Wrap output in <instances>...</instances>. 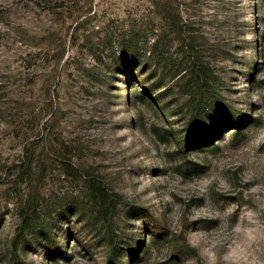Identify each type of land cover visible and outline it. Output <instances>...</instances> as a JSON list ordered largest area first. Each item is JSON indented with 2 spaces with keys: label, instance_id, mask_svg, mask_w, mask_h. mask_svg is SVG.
<instances>
[{
  "label": "rangeland",
  "instance_id": "1",
  "mask_svg": "<svg viewBox=\"0 0 264 264\" xmlns=\"http://www.w3.org/2000/svg\"><path fill=\"white\" fill-rule=\"evenodd\" d=\"M160 1L0 0V264H25L38 248L44 264L93 256L97 264H184L195 254L185 243L189 230L218 222L190 221L187 208L203 201H188L173 181L199 176L225 156L235 187L211 193L222 213L217 251L245 242L229 232L237 221L245 229L264 224L240 183L243 168L264 176V148L244 149L264 124V0H177L170 12ZM130 43L138 48L131 58L123 49ZM107 46L116 55L108 57ZM102 54L114 69L95 61ZM196 57L207 79L202 90L191 73ZM81 63L93 68L87 76L76 69ZM57 66L65 68L53 123L59 147L45 151L30 117L45 116L40 86ZM201 92L207 134L191 137L212 139L186 147ZM61 135L73 143L65 146ZM148 175L150 185L142 182ZM169 192L187 205L183 234L169 216ZM255 236L246 251L264 264V234Z\"/></svg>",
  "mask_w": 264,
  "mask_h": 264
},
{
  "label": "clouds",
  "instance_id": "2",
  "mask_svg": "<svg viewBox=\"0 0 264 264\" xmlns=\"http://www.w3.org/2000/svg\"><path fill=\"white\" fill-rule=\"evenodd\" d=\"M249 146H251L254 152H259L264 148V124L256 126L248 137L244 149L247 150ZM229 159V157L225 156L214 160V164L209 165L205 173L187 181L183 177H180L178 181H173L174 184L179 183L184 187V197L188 201L194 199L203 201L200 204H193L191 208H187V205L182 206L179 202H173V192L168 193V200L172 203L169 216L180 229L178 234H183L184 231L180 223L185 216L182 207L187 208L188 218L192 222L204 219H215L218 222L216 228H201L197 225L189 230L184 239L187 247L192 249L195 254L185 260L184 264H256L254 260L249 258L246 246L256 238V233L264 234L262 232L264 224L260 227L249 225L245 229L237 221L229 229V232L242 233L245 242L241 243L238 240H231V248L226 246L224 250L217 251L220 248V241L224 239L223 236L218 235V226L222 213L221 210L214 208L211 204V193L215 192L226 195L231 194L234 190L235 186L233 182L224 174L226 168L230 166L228 163ZM145 166H151L150 161L145 160ZM240 175V183L249 186L241 193L242 198L252 199L255 204V208L251 210L252 214L255 215L257 212L264 213V176H258L254 169L248 168H243ZM142 182L150 185L151 176L148 175L146 179L142 178ZM150 195L153 198L154 204L160 203L155 191H152ZM257 200L259 203H256ZM231 211V208L223 210L224 213L229 215ZM27 257L28 259L25 260V264H44L45 261L43 249L39 248L36 252L27 251ZM75 264H97V261L94 256L81 257L79 260H76Z\"/></svg>",
  "mask_w": 264,
  "mask_h": 264
},
{
  "label": "trees",
  "instance_id": "3",
  "mask_svg": "<svg viewBox=\"0 0 264 264\" xmlns=\"http://www.w3.org/2000/svg\"><path fill=\"white\" fill-rule=\"evenodd\" d=\"M163 2V5L162 7L167 11V12H170V11H173L174 10V7H173V4L177 1V0H161L160 2ZM176 14L178 16V18L180 19L179 20V25H178V22L177 20H175L174 18V21L177 22V28L179 29V31L181 32V30L184 28L185 26V23H184V20H182V17H181V10L180 9H177L176 11ZM173 21V22H174ZM175 25V24H173ZM193 41H189L187 44L190 46V48H194L193 47ZM129 43V41H128ZM131 43L129 45L126 44V46L123 48L124 49V52L126 53L125 55L127 57H132L134 54H136V52L138 51V48H137V43H135V45H132L130 46ZM107 52H110L111 54L107 55L108 57L110 56H114V54L116 55V52H115V49L114 47H106ZM109 48V49H108ZM124 55V56H125ZM95 61L96 62H99V63H102L104 65L107 66V69L109 70H112L114 69V66L111 64V63H108L107 61H104V55H95ZM122 58V57H121ZM114 64L115 66L118 64L119 65V60L116 58L114 61ZM133 62V61H132ZM195 63H196V68H194V71H192V75H193V78L195 80H197L196 82V87L199 89V90H202L204 89V84H206V81L207 79H204L205 76L203 75L204 72L202 73L203 71V68H202V59L199 58V57H196L195 58ZM60 64V63H59ZM93 67V66H92ZM76 69L78 71H80L84 76H87L93 68H88L87 66H85L84 63H81L79 64L78 67H76ZM65 70L64 66L62 68L59 69V67L57 66V68H55L53 70V72H50L48 73L47 71L45 72L44 74V79H42V84L40 86V94H39V100H41V103H42V109L44 111V117L43 119L40 118V116H37L36 113H33L35 115H32L30 117V120L32 121V124H33V131H34V134H35V139H36V143L38 144H41L42 148L46 151L48 150V148L50 147H55V148H58L59 146L57 145V143L55 142V137L57 136V133H54V120H55V104H56V98L58 97L59 95V86L61 84V75H62V72ZM203 92L199 93V99H198V107L196 108L195 112H194V117H193V120L191 121L190 123V129H192L194 127V130L192 131V133H190V137L188 140H186V143H184V145H186V147H188L191 143L195 144L194 142H210V140L212 139L211 136H208L206 138H203L201 140H198V139H195L194 137H191L193 136L194 134H197L199 133L202 134L203 136L206 133V129H205V115H203V113L205 112L204 110V104L205 102H207V98H206V101L203 97ZM36 103L34 102H30V105H35ZM200 115V118L196 117V116H199ZM239 125V124H238ZM197 128V129H196ZM218 128V127H215L214 130ZM196 129V130H195ZM37 132V133H36ZM33 139V140H35ZM58 140H61L60 142H62L65 146L66 145H71V143L73 142H69L68 139L62 137L61 135V139L59 137ZM30 142V143H29ZM28 146L34 144L32 139L31 141H28ZM63 145V146H64ZM40 146V145H38ZM29 150H26L24 152V154L27 156V152ZM33 163L31 161H29V166H32ZM94 185H92V191H93V188L95 190V186L93 187ZM99 192H100V199L102 201L100 207H101V212H106V210L109 208V205H107L105 202V197H104V193L102 190L99 189ZM30 220H28V218L26 216H24V223H30L29 222ZM54 252V251H53ZM124 262H121L119 264H123Z\"/></svg>",
  "mask_w": 264,
  "mask_h": 264
}]
</instances>
